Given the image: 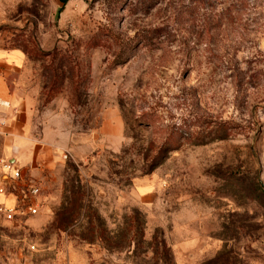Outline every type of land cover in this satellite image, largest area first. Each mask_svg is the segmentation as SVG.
<instances>
[{
    "label": "rangeland",
    "instance_id": "obj_1",
    "mask_svg": "<svg viewBox=\"0 0 264 264\" xmlns=\"http://www.w3.org/2000/svg\"><path fill=\"white\" fill-rule=\"evenodd\" d=\"M0 50L61 131L0 264H264V0H0Z\"/></svg>",
    "mask_w": 264,
    "mask_h": 264
},
{
    "label": "crops",
    "instance_id": "obj_2",
    "mask_svg": "<svg viewBox=\"0 0 264 264\" xmlns=\"http://www.w3.org/2000/svg\"><path fill=\"white\" fill-rule=\"evenodd\" d=\"M27 63L23 52L0 50V158L9 159L19 169L17 156L21 149L32 148L44 158L46 149L47 154L51 149L55 152V142L61 133L51 120H45L41 126L37 101L29 95L27 84L22 81ZM16 75L18 79L12 80ZM25 181L36 184L26 178ZM21 194V188L10 189L7 203L19 201Z\"/></svg>",
    "mask_w": 264,
    "mask_h": 264
},
{
    "label": "built area",
    "instance_id": "obj_3",
    "mask_svg": "<svg viewBox=\"0 0 264 264\" xmlns=\"http://www.w3.org/2000/svg\"><path fill=\"white\" fill-rule=\"evenodd\" d=\"M7 178V180L5 179ZM21 188L20 200L14 204L6 201L10 189ZM39 194L37 184L26 183L21 176V169L6 158H0V218L14 221L18 216L36 215L39 204L36 200Z\"/></svg>",
    "mask_w": 264,
    "mask_h": 264
},
{
    "label": "trees",
    "instance_id": "obj_4",
    "mask_svg": "<svg viewBox=\"0 0 264 264\" xmlns=\"http://www.w3.org/2000/svg\"><path fill=\"white\" fill-rule=\"evenodd\" d=\"M162 247H163V251H166V253H168V252H169V251H168V249H167V247H166V245H164V243H163V246H162ZM162 247H161V248H162ZM159 249H160L159 247H158V248H156V250H157V251H159ZM157 251H156V252H157ZM170 255H171L170 253H169V254H167V256H169V257H170Z\"/></svg>",
    "mask_w": 264,
    "mask_h": 264
}]
</instances>
